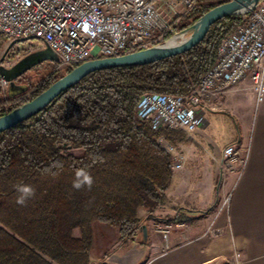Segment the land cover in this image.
Returning a JSON list of instances; mask_svg holds the SVG:
<instances>
[{
    "label": "trees",
    "instance_id": "1",
    "mask_svg": "<svg viewBox=\"0 0 264 264\" xmlns=\"http://www.w3.org/2000/svg\"><path fill=\"white\" fill-rule=\"evenodd\" d=\"M227 1L196 0L197 7L165 40ZM239 23V16L220 19L182 54L94 71L36 115L0 133V264H90L95 222L117 228L122 243L134 237L141 226L138 210L151 218L172 179V157L159 139L170 145L186 140L181 133L154 131L138 120V99L144 93H189L214 64L220 40ZM79 65L47 76L19 99L3 100L0 88V116ZM67 148L82 154H64ZM78 170L91 175V188L77 177ZM74 182L84 186L77 189ZM21 186L35 189L23 205L17 203ZM75 228L79 238L72 236Z\"/></svg>",
    "mask_w": 264,
    "mask_h": 264
},
{
    "label": "built area",
    "instance_id": "2",
    "mask_svg": "<svg viewBox=\"0 0 264 264\" xmlns=\"http://www.w3.org/2000/svg\"><path fill=\"white\" fill-rule=\"evenodd\" d=\"M196 7V0H0V39L5 46L19 39H37L54 53L52 72L56 73L163 43ZM239 17L235 30L220 40L214 64L189 93H144L135 107L136 118L154 131H177L190 138L206 126L205 113L242 82L248 81L256 96H263L264 0ZM6 86L0 77L1 90ZM159 144L171 155L172 169H181L184 155L164 137ZM213 160L223 176L234 170L235 162L241 172L246 156L230 144ZM162 233L166 239L168 229Z\"/></svg>",
    "mask_w": 264,
    "mask_h": 264
},
{
    "label": "crops",
    "instance_id": "3",
    "mask_svg": "<svg viewBox=\"0 0 264 264\" xmlns=\"http://www.w3.org/2000/svg\"><path fill=\"white\" fill-rule=\"evenodd\" d=\"M238 87L216 104L224 107L233 101L247 106L234 109L237 136L227 144L237 145L240 156L245 154L242 171H237L235 162L233 171L219 174L213 158L222 149L213 141L198 144L183 133L185 142L170 145L165 140L182 150L178 152L185 162L181 169H173L163 205L151 218L147 211L138 210L140 229L126 243L119 240L117 228L111 231L95 222L90 264H264V95L257 97L251 88ZM203 131L195 133L204 135ZM177 217L185 220L174 221ZM142 227H146V238ZM73 234L80 237L79 230ZM108 236L113 241L104 245Z\"/></svg>",
    "mask_w": 264,
    "mask_h": 264
},
{
    "label": "water",
    "instance_id": "4",
    "mask_svg": "<svg viewBox=\"0 0 264 264\" xmlns=\"http://www.w3.org/2000/svg\"><path fill=\"white\" fill-rule=\"evenodd\" d=\"M258 1L259 0H228L223 4L212 8L203 14L189 28L175 34L163 43L125 55L96 58L80 64L78 67L72 69L69 73L63 75L61 78L52 83L45 91L37 95L34 99L14 108L9 113L0 116V133L36 115L49 103H51L60 93L71 88L85 76L94 71L109 68L143 66L186 52L197 45L205 37L212 24L226 17L240 16L248 13L254 8ZM178 34H188V36L184 40L179 41L174 45H170V41L174 37H178ZM21 40L25 39L15 40L9 43L5 47L0 58V77L7 83V92L17 87L14 84V80L18 74H11L13 67H4L2 65V61L11 46L15 42ZM30 55H39V62L43 60L56 62L57 60L54 53L48 47L39 49ZM25 58L26 57L21 59L18 64H20ZM32 66L33 64L26 65L21 72L28 70V68ZM142 229L144 238H146V227H142Z\"/></svg>",
    "mask_w": 264,
    "mask_h": 264
},
{
    "label": "rangeland",
    "instance_id": "5",
    "mask_svg": "<svg viewBox=\"0 0 264 264\" xmlns=\"http://www.w3.org/2000/svg\"><path fill=\"white\" fill-rule=\"evenodd\" d=\"M176 34V33H175ZM3 47V48H2ZM4 41L0 39V58L2 56V53L4 51ZM32 48L35 50L43 48L41 43L35 39V38H29L25 40H21L18 42H15L9 51L7 52L6 56L4 57L2 61V65L6 68H9L11 65H14V63L22 57L26 52L30 51ZM55 67V62L49 61V60H43L40 63L28 68L27 71H23V76L20 78L19 81H15L14 84L16 86L22 85L25 88H27V92L25 94H29L34 89V86L40 82L42 79H45L47 76L53 74L52 70ZM63 72V71H62ZM62 72H56L54 74H62ZM239 86V87H238ZM236 87L242 88V89H248L250 88V83L245 82L241 85H238ZM234 87V88H236ZM233 88V89H234ZM2 91V90H1ZM3 93V100H14L17 98H14L12 95L15 93L13 90H9L7 92V86L5 90L2 91ZM221 102V101H220ZM219 103V102H217ZM247 106H242L239 102H228L227 106L222 107V105L215 104L214 110L207 111L205 113V117L207 119V124L204 128H202V131L204 132V135H198L195 132L191 134L192 138L198 142V144H207L210 143V141H213L215 146L218 147L220 150L223 149L227 144H229L233 139L237 136V122L235 117H233L234 109H239ZM219 110V111H217ZM170 131V130H169ZM188 138V137H186ZM191 140V138H188ZM191 143V141H190ZM161 145V144H160ZM162 146V145H161ZM163 147V146H162ZM178 151H182L181 149H177ZM64 154H70L73 156H80L82 154V150L78 148H67L62 151ZM182 154V153H179ZM185 162V158L183 163ZM183 167V164H182ZM173 171V170H172ZM174 172V171H173ZM140 215H143L142 212H140ZM161 221V220H160ZM164 221V220H162ZM142 222V221H141ZM111 231H114L115 228L110 227L106 225ZM78 230L77 228L72 230V236L74 235L75 231ZM115 235V233L113 232ZM75 238V237H74ZM103 239V238H101ZM113 239H111V236H108V238L103 243L104 245L111 244ZM102 244V245H103ZM99 245H97L96 251L97 254L100 253ZM100 259V257H99ZM102 260V257H101ZM95 264H100V261Z\"/></svg>",
    "mask_w": 264,
    "mask_h": 264
},
{
    "label": "flooded vegetation",
    "instance_id": "6",
    "mask_svg": "<svg viewBox=\"0 0 264 264\" xmlns=\"http://www.w3.org/2000/svg\"><path fill=\"white\" fill-rule=\"evenodd\" d=\"M38 50H39V49H38ZM38 50H33V51H28V52H26L22 57H20V58L14 63V65H11V66H10V67H13L11 74H13V75L18 74L17 77L15 78L14 82H15V81H19L20 78H22V76H23V72H21V71L26 67V65H28V64H33V66H34V65L40 63V62H39V55H30L31 53H33V52H35V51H38ZM28 55H29V56H28ZM24 57H26V58H25L20 64H18V63L21 61V59H23ZM17 64H18V65H17ZM26 71H27V70H26ZM27 90H28V89L25 88L24 86H22V85H18L17 87L13 88V91L15 92V93L13 94V97H14V98H17V99L22 98V97H24V96L27 95V94H25V93L27 92Z\"/></svg>",
    "mask_w": 264,
    "mask_h": 264
},
{
    "label": "clouds",
    "instance_id": "7",
    "mask_svg": "<svg viewBox=\"0 0 264 264\" xmlns=\"http://www.w3.org/2000/svg\"><path fill=\"white\" fill-rule=\"evenodd\" d=\"M77 177H83L84 182L89 188H91L93 180L90 174L85 173L83 170H78L76 173ZM84 186V183L74 182L73 187L79 189ZM23 195L17 199V203L23 205L26 202V199L35 195V189L31 186H21L18 188Z\"/></svg>",
    "mask_w": 264,
    "mask_h": 264
},
{
    "label": "bare ground",
    "instance_id": "8",
    "mask_svg": "<svg viewBox=\"0 0 264 264\" xmlns=\"http://www.w3.org/2000/svg\"><path fill=\"white\" fill-rule=\"evenodd\" d=\"M188 34H178V37H174L171 41H170V45H174L176 43H178L179 41L184 40L185 38H187Z\"/></svg>",
    "mask_w": 264,
    "mask_h": 264
}]
</instances>
